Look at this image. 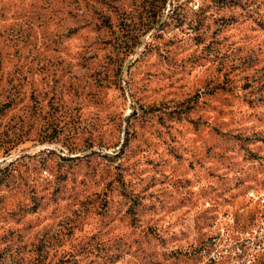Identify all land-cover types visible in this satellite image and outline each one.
Returning a JSON list of instances; mask_svg holds the SVG:
<instances>
[{
    "label": "rangeland",
    "instance_id": "rangeland-1",
    "mask_svg": "<svg viewBox=\"0 0 264 264\" xmlns=\"http://www.w3.org/2000/svg\"><path fill=\"white\" fill-rule=\"evenodd\" d=\"M262 199L264 0H0V264H264Z\"/></svg>",
    "mask_w": 264,
    "mask_h": 264
},
{
    "label": "built area",
    "instance_id": "built-area-1",
    "mask_svg": "<svg viewBox=\"0 0 264 264\" xmlns=\"http://www.w3.org/2000/svg\"><path fill=\"white\" fill-rule=\"evenodd\" d=\"M45 174H46V173H45ZM248 195H249L250 198H253V199L259 200V197H255V196H254V192H250ZM261 202L264 203V199H262ZM228 252H229V251L226 250V249H222V250L220 251V253H228ZM234 252H235V251H234Z\"/></svg>",
    "mask_w": 264,
    "mask_h": 264
},
{
    "label": "trees",
    "instance_id": "trees-1",
    "mask_svg": "<svg viewBox=\"0 0 264 264\" xmlns=\"http://www.w3.org/2000/svg\"><path fill=\"white\" fill-rule=\"evenodd\" d=\"M47 174V172H45Z\"/></svg>",
    "mask_w": 264,
    "mask_h": 264
}]
</instances>
